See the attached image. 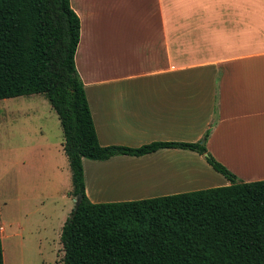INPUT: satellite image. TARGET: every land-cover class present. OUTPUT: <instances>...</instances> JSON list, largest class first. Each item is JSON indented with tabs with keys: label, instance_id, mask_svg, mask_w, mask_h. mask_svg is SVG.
I'll return each instance as SVG.
<instances>
[{
	"label": "crops",
	"instance_id": "0c3cea01",
	"mask_svg": "<svg viewBox=\"0 0 264 264\" xmlns=\"http://www.w3.org/2000/svg\"><path fill=\"white\" fill-rule=\"evenodd\" d=\"M69 6L79 20L74 66L100 146L193 143L207 132L206 152L237 180H264V0ZM81 165L91 203L228 185L188 150Z\"/></svg>",
	"mask_w": 264,
	"mask_h": 264
},
{
	"label": "trees",
	"instance_id": "16d2710c",
	"mask_svg": "<svg viewBox=\"0 0 264 264\" xmlns=\"http://www.w3.org/2000/svg\"><path fill=\"white\" fill-rule=\"evenodd\" d=\"M78 37L69 0H0V100L44 97L61 130L70 192L80 195L60 228L62 264H264V180H237L206 152L207 132L193 143L100 146L74 66ZM160 149L203 155L228 185L134 201H88L82 159L141 157Z\"/></svg>",
	"mask_w": 264,
	"mask_h": 264
},
{
	"label": "rangeland",
	"instance_id": "374dc122",
	"mask_svg": "<svg viewBox=\"0 0 264 264\" xmlns=\"http://www.w3.org/2000/svg\"><path fill=\"white\" fill-rule=\"evenodd\" d=\"M62 143L43 96L0 100L3 264H62L60 228L74 205Z\"/></svg>",
	"mask_w": 264,
	"mask_h": 264
},
{
	"label": "water",
	"instance_id": "95a60500",
	"mask_svg": "<svg viewBox=\"0 0 264 264\" xmlns=\"http://www.w3.org/2000/svg\"><path fill=\"white\" fill-rule=\"evenodd\" d=\"M80 200V195H77L75 198H74V205H73V209H72V212H74L76 210V207L78 205V202Z\"/></svg>",
	"mask_w": 264,
	"mask_h": 264
}]
</instances>
